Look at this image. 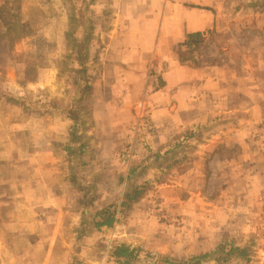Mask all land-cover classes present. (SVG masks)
Segmentation results:
<instances>
[{"label": "rangeland", "instance_id": "obj_1", "mask_svg": "<svg viewBox=\"0 0 264 264\" xmlns=\"http://www.w3.org/2000/svg\"><path fill=\"white\" fill-rule=\"evenodd\" d=\"M102 3L0 0V264H116L110 250L119 243L138 250L135 264H199L230 247H263L264 185L252 163L236 161L240 143L264 145L263 121L262 137L256 132L238 141L224 118L184 128L157 145L154 124L141 109L135 121L114 125L115 136L88 133L106 128L77 97L92 79L93 60L84 53ZM259 32L245 27L237 36L241 47L232 55L245 69L252 51L264 66V27ZM206 46L201 38L180 57L196 63ZM48 67L62 90L48 91ZM60 109L67 120L51 128L70 131V150L60 155L78 167L65 169L77 195L52 214L39 185L45 175L33 165L34 156L48 164V111ZM12 144L20 150L8 156L3 149ZM29 177L35 181L25 183ZM134 188L140 196L122 206ZM108 208L112 224L97 228L99 212Z\"/></svg>", "mask_w": 264, "mask_h": 264}, {"label": "crops", "instance_id": "obj_2", "mask_svg": "<svg viewBox=\"0 0 264 264\" xmlns=\"http://www.w3.org/2000/svg\"><path fill=\"white\" fill-rule=\"evenodd\" d=\"M101 1L95 7L94 34L86 38L91 42L90 48L84 53L93 60L92 79L88 91L77 97L80 105L91 106V119L106 128L88 133L115 136L117 122H133L139 117L138 111L146 109L156 130L152 143L157 145L184 128L214 120L222 122L220 119L224 118L227 133L238 141L251 133L262 134L264 71L260 70L264 66L258 53L257 56L252 51L253 57L248 59L245 69L242 61L236 63L232 52L240 49L237 36L245 27H256L260 34L259 29L264 27L263 0ZM196 33L207 46L204 58L192 63L181 59L180 53L194 47L190 37ZM58 85L56 70L48 67V91L62 90ZM73 86L78 87V81ZM64 114L63 109L48 111V164L43 166L44 161L39 160L43 158L34 156L37 160L33 170L45 175L39 185L46 187L48 212L52 214L65 211L70 196L77 195V189L65 179V169L78 167L65 162V155H60L63 150H70L67 144L70 131L51 128L52 122L67 120ZM106 122L109 124L105 125ZM239 145L240 156L236 161L252 163L254 178L264 185V145ZM9 147L3 149L8 156L20 150L13 144ZM76 175L79 177V173ZM30 178L25 183L34 182L37 174L34 181Z\"/></svg>", "mask_w": 264, "mask_h": 264}, {"label": "trees", "instance_id": "obj_3", "mask_svg": "<svg viewBox=\"0 0 264 264\" xmlns=\"http://www.w3.org/2000/svg\"><path fill=\"white\" fill-rule=\"evenodd\" d=\"M191 38H192V42H195V43H198L201 40V37L197 33L193 34L190 37V39ZM188 42H189V39H188ZM140 192H141L140 190H137L136 188H134L130 192L125 193L123 196L121 205L126 206L133 200L137 199L140 196ZM99 216L101 217L102 221L95 223V226L97 228H101L102 226H110L114 219L113 213L110 212L109 208L100 211ZM233 253H235V255L245 257L249 252H248V249L246 248L230 247L229 250H225L223 252V255H222L223 257H217V260L229 258ZM137 257H138V250L135 248H130L128 245H125L123 243L116 244L115 246H113L112 250H110V258L116 264H135ZM198 262L196 261L190 264H197Z\"/></svg>", "mask_w": 264, "mask_h": 264}, {"label": "built area", "instance_id": "obj_4", "mask_svg": "<svg viewBox=\"0 0 264 264\" xmlns=\"http://www.w3.org/2000/svg\"><path fill=\"white\" fill-rule=\"evenodd\" d=\"M199 264H264V246L249 252L245 257L231 256L218 260H206Z\"/></svg>", "mask_w": 264, "mask_h": 264}]
</instances>
